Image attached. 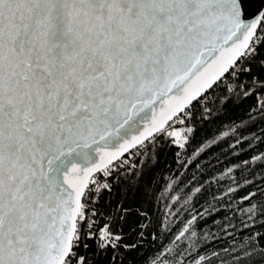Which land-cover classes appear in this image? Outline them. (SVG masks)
Returning <instances> with one entry per match:
<instances>
[{
	"label": "snow or ice",
	"instance_id": "1",
	"mask_svg": "<svg viewBox=\"0 0 264 264\" xmlns=\"http://www.w3.org/2000/svg\"><path fill=\"white\" fill-rule=\"evenodd\" d=\"M240 2L0 0V264H125L156 238L148 212L124 202L147 198L153 150L186 149L189 117L221 86V105L251 97L249 119L264 120V79L241 80L264 46V22L246 21ZM255 159L264 167V153ZM116 189L123 199L101 212L95 198ZM256 198L233 210L245 229L264 217ZM133 215L137 229L126 232ZM198 222L179 233L191 241L183 250L163 247L145 264H264V232L237 239L229 221L232 242L207 257Z\"/></svg>",
	"mask_w": 264,
	"mask_h": 264
},
{
	"label": "trees",
	"instance_id": "2",
	"mask_svg": "<svg viewBox=\"0 0 264 264\" xmlns=\"http://www.w3.org/2000/svg\"><path fill=\"white\" fill-rule=\"evenodd\" d=\"M257 51L258 55L250 64L251 73L241 77L245 83L250 84L253 77L264 79V66L261 64L264 61V46ZM253 105L254 99L251 97L233 100L213 117L195 119V135L186 149L161 142L153 150L154 167L150 165V171L145 169L152 180L151 186L147 187V198L129 194L124 202L134 211L141 208L148 212V231L156 238L149 237L138 252L130 257L125 255V264H145V257L152 260L163 247L175 249L180 245L183 250L191 241L178 238V235L194 215L199 221L196 227L201 238L198 251L207 257H211L213 251H222L232 242L222 230L229 221L236 225L237 239L252 230L264 232V217L257 219L254 224L250 223L249 228L245 229L243 223L248 221L244 214L239 211L233 214V210L238 207L247 206L241 197L249 192L257 194L254 203L264 202V197L260 196V192L264 191V167H259L255 159L258 154L264 153V143L261 142L264 140V120L257 118L253 122L249 119ZM237 129H241L243 135ZM225 131L233 139L225 137ZM236 139L241 140L239 145ZM140 159L143 160V157ZM179 161L186 163L182 166ZM235 181H239L238 188ZM229 188L235 191L229 193ZM197 189L200 191L197 192ZM121 191L116 189L111 194L100 195L99 210L105 212L118 199H123ZM210 207L214 210L212 215L205 211ZM200 213L203 219L199 218ZM137 220L138 217L134 215L129 217L122 224L123 229L126 232L137 229ZM161 220L170 225V230L158 227ZM228 231L234 230L229 228ZM205 235L209 239L205 240ZM92 254L88 253L90 256ZM103 262L104 258L101 257L100 264Z\"/></svg>",
	"mask_w": 264,
	"mask_h": 264
},
{
	"label": "built area",
	"instance_id": "3",
	"mask_svg": "<svg viewBox=\"0 0 264 264\" xmlns=\"http://www.w3.org/2000/svg\"><path fill=\"white\" fill-rule=\"evenodd\" d=\"M262 22H264V17L262 18ZM259 33V31H258ZM236 81L232 80L231 78L227 81H225L226 84H233ZM224 92H223V86H221L220 89H217L215 92H209L206 95V98L204 100H202L200 102V104H198L196 106V108L193 110V116L189 117V119L191 120V124L194 126V122L195 119L200 120L202 117L209 119L210 117H213L215 114H217L220 109L223 107V105H221L220 101H219V97L223 96ZM211 110V115H208V110ZM199 115V116H198ZM178 127H183V126H178ZM155 150V149H154ZM141 158V157H140ZM139 158V159H140ZM137 159V157H133L132 160L135 161ZM99 197L100 195H98L95 198V203L98 204L99 202Z\"/></svg>",
	"mask_w": 264,
	"mask_h": 264
},
{
	"label": "water",
	"instance_id": "4",
	"mask_svg": "<svg viewBox=\"0 0 264 264\" xmlns=\"http://www.w3.org/2000/svg\"><path fill=\"white\" fill-rule=\"evenodd\" d=\"M240 7L242 17L246 21L254 22L257 19H260L262 22L263 17L261 14L264 13V0H241ZM257 31H259V26Z\"/></svg>",
	"mask_w": 264,
	"mask_h": 264
}]
</instances>
